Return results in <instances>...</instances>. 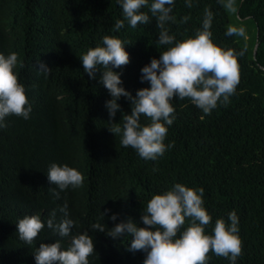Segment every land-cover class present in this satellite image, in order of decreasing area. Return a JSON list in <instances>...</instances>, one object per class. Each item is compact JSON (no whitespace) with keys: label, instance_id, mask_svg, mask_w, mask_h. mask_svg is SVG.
I'll use <instances>...</instances> for the list:
<instances>
[{"label":"trees","instance_id":"1","mask_svg":"<svg viewBox=\"0 0 264 264\" xmlns=\"http://www.w3.org/2000/svg\"><path fill=\"white\" fill-rule=\"evenodd\" d=\"M235 6L238 22L251 20L256 26L252 48L244 37L226 35L232 11L221 0H192L191 7L175 0L176 21L166 26L177 40L195 36L209 9L213 41L243 55L238 57L239 83L227 105L204 114L189 98L173 97L176 119L164 141L172 147L153 161L109 131L105 100L111 97L99 81L100 71L89 78L80 56L102 44L104 35L127 41L130 61L121 66L122 81L134 96L149 86L139 80L140 68L168 47L157 42L155 18L135 28L125 21L116 31L115 21L123 19L117 0H0V52L19 54L20 80L33 104L29 119L11 115L0 129V264H35L33 253L41 242L60 239L66 248L71 235L85 230L95 244L89 264H143L144 252L128 250L130 234L113 239L107 233L129 218L143 226L147 201L174 182L204 188L212 217L209 233L217 218L227 220L234 209L242 241L237 264H264V0H235ZM38 61L51 69L47 75L37 71ZM118 103L121 110L113 122L122 125L131 102L122 96ZM51 162L67 163L83 176L81 185L65 189L60 199L49 191L54 187L46 174ZM65 200L75 221L70 236L60 237L45 226L32 244L19 239L18 218L40 213L46 219L55 209L59 221ZM105 209L111 211L103 216ZM113 212L116 220L109 219ZM95 222L104 224V232L91 228ZM207 255L208 264H229L211 250Z\"/></svg>","mask_w":264,"mask_h":264},{"label":"clouds","instance_id":"2","mask_svg":"<svg viewBox=\"0 0 264 264\" xmlns=\"http://www.w3.org/2000/svg\"><path fill=\"white\" fill-rule=\"evenodd\" d=\"M224 7L236 12L235 0H221ZM122 9L123 19L114 24L119 31L127 24L135 28L148 24L155 18L160 29L157 42L168 45L160 52L159 58L153 57L140 68L139 80L148 82V87L138 88L133 96L122 81L121 66L130 61L126 51L127 41L118 36L104 35L102 44L90 47L82 53L80 60L83 71L95 79L100 71L99 81L108 90L110 99L105 100L108 113L109 131L120 134V143L131 146L146 160H157L163 156L172 143H165L169 126L176 119L173 97L190 99L202 113L209 114L218 105H227L239 83L238 57L243 51L223 48L212 39L211 24L213 13L205 9L201 27L195 36L177 40L171 34L168 22H175L172 14L175 0H117ZM192 0H185L191 7ZM147 7L148 11L143 9ZM187 16L182 17L186 21ZM239 19V17H238ZM238 34L247 39L243 25H229L226 35ZM19 54L11 51L0 52V129L7 127V117L15 115L25 120L30 118L33 104L27 94V87L20 80ZM37 71L47 75L51 69L38 61ZM121 69L115 71L114 69ZM125 97L131 102V113L123 114V124L113 122L121 105L118 100ZM146 117L143 122L141 117ZM48 181L54 185L49 191L54 199L61 198V192L68 188H78L83 176L79 170L67 163L51 162L47 169ZM204 188L190 187L174 182L170 188L155 193L147 201L140 216L143 226L131 218L115 223L107 233L113 239L126 234L131 235L129 251L140 250L145 253L143 264H208L211 250L224 256L229 264H237L242 251L239 235V217L233 209L228 212L227 220L219 217L212 231L206 227L212 220L204 205ZM63 216L56 220V210L46 219L40 213L25 214L17 219L16 228L19 239L32 244L38 233L47 226L60 237L70 236L75 221L68 214L67 201L60 206ZM105 209L104 214L110 212ZM117 213L109 219L116 220ZM187 223L186 227H183ZM104 224L95 222L91 228L104 232ZM95 251L94 239L85 230L71 235L68 247L56 239L52 243L39 244L34 254L35 264H89V256Z\"/></svg>","mask_w":264,"mask_h":264},{"label":"rangeland","instance_id":"3","mask_svg":"<svg viewBox=\"0 0 264 264\" xmlns=\"http://www.w3.org/2000/svg\"><path fill=\"white\" fill-rule=\"evenodd\" d=\"M230 15H231V20H232L231 25H235V26L243 25L245 27L246 34H247V39L245 40H246L248 47L252 48L254 44V41H253L254 36H257V29H256L255 24L251 20H248L247 22H244V23L238 22V20L234 17L233 12H230Z\"/></svg>","mask_w":264,"mask_h":264},{"label":"water","instance_id":"4","mask_svg":"<svg viewBox=\"0 0 264 264\" xmlns=\"http://www.w3.org/2000/svg\"><path fill=\"white\" fill-rule=\"evenodd\" d=\"M259 48H260V43L259 41H257L256 47H255V55H256L257 50H259Z\"/></svg>","mask_w":264,"mask_h":264}]
</instances>
